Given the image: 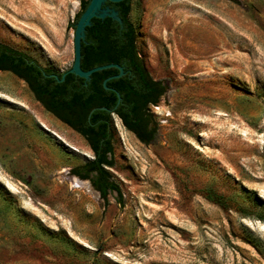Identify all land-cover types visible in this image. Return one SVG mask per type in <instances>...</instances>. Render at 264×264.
<instances>
[{"label":"rangeland","instance_id":"obj_1","mask_svg":"<svg viewBox=\"0 0 264 264\" xmlns=\"http://www.w3.org/2000/svg\"><path fill=\"white\" fill-rule=\"evenodd\" d=\"M83 1L0 0V42L65 72ZM130 8L166 92L151 144L111 116L106 201L73 173L84 138L0 71V264H264V0Z\"/></svg>","mask_w":264,"mask_h":264},{"label":"trees","instance_id":"obj_2","mask_svg":"<svg viewBox=\"0 0 264 264\" xmlns=\"http://www.w3.org/2000/svg\"><path fill=\"white\" fill-rule=\"evenodd\" d=\"M89 1L81 3L75 24ZM105 5L118 12L121 24L108 17L92 18L81 43L80 68L88 71L107 64L121 66L124 75L106 82L107 87L119 94V102L116 94L103 86L107 78L119 73L116 68L95 72L86 81L69 70L59 73L42 67L31 56L0 42V70L9 71L24 81L48 113L84 138L93 159L73 173L89 179L100 198L106 201L109 193H120L106 171L112 166L111 116L115 115L140 142L153 143L157 128L149 107L157 105L166 86L150 77L137 53L136 32L129 20L130 0Z\"/></svg>","mask_w":264,"mask_h":264},{"label":"water","instance_id":"obj_3","mask_svg":"<svg viewBox=\"0 0 264 264\" xmlns=\"http://www.w3.org/2000/svg\"><path fill=\"white\" fill-rule=\"evenodd\" d=\"M121 1L123 0H90L89 1L87 7L82 12L78 21L75 24V29H74V34H73L74 59H73V64L68 71L69 73H72L75 76L88 81L91 75L95 72L102 71L108 68H116L119 71V73L115 76L107 78L103 82V86L106 90L113 91L116 94L118 102L120 101L119 94L114 89L107 87L106 82L111 79H116V78H120L121 76H123L124 75L123 68L116 64H107V65H102V66L92 68L88 71H83L80 68V59H81V43L85 38L86 27L90 25L92 18L104 19L108 17L118 22L119 24H121V20L118 16V12L114 8L105 5L106 2L118 3ZM135 1L136 0H130V3L135 2ZM63 79H64V76L58 81H62ZM94 110L95 109L91 110L90 113H92Z\"/></svg>","mask_w":264,"mask_h":264},{"label":"bare ground","instance_id":"obj_4","mask_svg":"<svg viewBox=\"0 0 264 264\" xmlns=\"http://www.w3.org/2000/svg\"><path fill=\"white\" fill-rule=\"evenodd\" d=\"M71 180V179H70ZM71 184L72 186H77V187H81L80 189H84L85 191L89 192V193H93L92 188L90 187V185L85 182V181H79L77 179H72L71 180Z\"/></svg>","mask_w":264,"mask_h":264},{"label":"flooded vegetation","instance_id":"obj_5","mask_svg":"<svg viewBox=\"0 0 264 264\" xmlns=\"http://www.w3.org/2000/svg\"><path fill=\"white\" fill-rule=\"evenodd\" d=\"M0 71H2V70H0ZM2 72H9V71H2ZM99 193V192H98ZM100 195V194H99Z\"/></svg>","mask_w":264,"mask_h":264}]
</instances>
